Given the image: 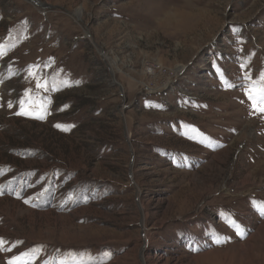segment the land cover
Instances as JSON below:
<instances>
[{"label": "rangeland", "instance_id": "1", "mask_svg": "<svg viewBox=\"0 0 264 264\" xmlns=\"http://www.w3.org/2000/svg\"><path fill=\"white\" fill-rule=\"evenodd\" d=\"M262 75L264 0H0V264H264Z\"/></svg>", "mask_w": 264, "mask_h": 264}, {"label": "snow or ice", "instance_id": "2", "mask_svg": "<svg viewBox=\"0 0 264 264\" xmlns=\"http://www.w3.org/2000/svg\"><path fill=\"white\" fill-rule=\"evenodd\" d=\"M247 78V77H246ZM261 81H264V75L260 77ZM246 88V96L253 105V111L264 113V87L257 88L255 85H242ZM237 234L243 237V231L237 226ZM190 250H197L191 249Z\"/></svg>", "mask_w": 264, "mask_h": 264}, {"label": "built area", "instance_id": "3", "mask_svg": "<svg viewBox=\"0 0 264 264\" xmlns=\"http://www.w3.org/2000/svg\"><path fill=\"white\" fill-rule=\"evenodd\" d=\"M148 72L150 73V75L154 76L156 75V69H154L153 67H151Z\"/></svg>", "mask_w": 264, "mask_h": 264}, {"label": "bare ground", "instance_id": "4", "mask_svg": "<svg viewBox=\"0 0 264 264\" xmlns=\"http://www.w3.org/2000/svg\"><path fill=\"white\" fill-rule=\"evenodd\" d=\"M78 16H80V15L78 14Z\"/></svg>", "mask_w": 264, "mask_h": 264}]
</instances>
